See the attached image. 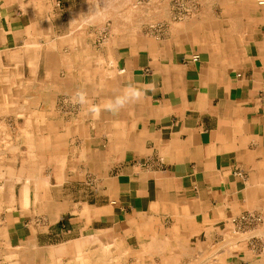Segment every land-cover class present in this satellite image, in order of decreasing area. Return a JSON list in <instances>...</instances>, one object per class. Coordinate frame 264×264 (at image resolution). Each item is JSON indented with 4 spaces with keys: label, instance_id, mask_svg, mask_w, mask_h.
Masks as SVG:
<instances>
[{
    "label": "crops",
    "instance_id": "obj_1",
    "mask_svg": "<svg viewBox=\"0 0 264 264\" xmlns=\"http://www.w3.org/2000/svg\"><path fill=\"white\" fill-rule=\"evenodd\" d=\"M101 1L0 0L3 248L264 264V6Z\"/></svg>",
    "mask_w": 264,
    "mask_h": 264
},
{
    "label": "rangeland",
    "instance_id": "obj_2",
    "mask_svg": "<svg viewBox=\"0 0 264 264\" xmlns=\"http://www.w3.org/2000/svg\"><path fill=\"white\" fill-rule=\"evenodd\" d=\"M126 3L130 4V8L132 11L135 10V12L143 10L146 11L148 13V15L150 14H154L156 12V8H158V0H145L144 2H142V4L139 5H135L134 2L132 0H124ZM123 1V2H124ZM195 3H188L187 5L185 4V7H187L188 12L193 11L192 13L195 12V14L198 12L199 8V4L197 2V0H194ZM123 2L120 3V7L122 8V4H124ZM181 5V2H177L174 6L176 7V5ZM179 7H183L179 6ZM197 10V12H196ZM214 10L216 12H218V5H216V7L214 8ZM158 11V10H157ZM174 11H176L174 9ZM152 12V13H151ZM160 21V20H159ZM158 27V19H154V18H148L146 21V33L148 35V37H156L155 34L158 35L157 33V28ZM1 196V194H0ZM0 214H1V210H0ZM241 228L247 229L249 228L248 226H239ZM5 233L3 231V229L0 227V264H126L129 262V260H125V258H123L122 254H116L115 256L110 255V253L108 254L107 248L103 249V247L101 249H103V251L100 249V254H99V258L96 259H90V257H87L83 260L81 259H77L75 260L74 258H54L53 256V252L49 253V257H47V253H43L42 251H37V250H33V249H23L22 247H18V248H3L4 244H3V240L5 239ZM52 241H54L52 239ZM105 248V246H104ZM14 250V251H13ZM106 251V252H105ZM102 252V253H101ZM58 253V252H57ZM27 255H31L30 257L26 258ZM52 255V256H50ZM102 255V256H101ZM107 255V256H106ZM110 256V257H109ZM106 257V258H105ZM109 258V259H108ZM111 259V260H110ZM15 260V261H14ZM96 260V261H95ZM134 260H138L137 258H131L130 259V263L133 262ZM14 261V262H13ZM154 262H152V259L150 260H146V264H158V260H153ZM180 263L183 260H179Z\"/></svg>",
    "mask_w": 264,
    "mask_h": 264
},
{
    "label": "built area",
    "instance_id": "obj_3",
    "mask_svg": "<svg viewBox=\"0 0 264 264\" xmlns=\"http://www.w3.org/2000/svg\"><path fill=\"white\" fill-rule=\"evenodd\" d=\"M134 2L135 5H139V4H142V2H144L145 0H132ZM255 3L257 6H264V0H255ZM190 61L191 62H198L200 61L201 57L198 53H194L190 56ZM237 77L240 76L239 73L236 74ZM114 203V202H112ZM240 221L243 222V224L245 226H249V225H252L256 222H262L264 220L263 217L259 216V215H254V214H243L239 217Z\"/></svg>",
    "mask_w": 264,
    "mask_h": 264
},
{
    "label": "bare ground",
    "instance_id": "obj_4",
    "mask_svg": "<svg viewBox=\"0 0 264 264\" xmlns=\"http://www.w3.org/2000/svg\"><path fill=\"white\" fill-rule=\"evenodd\" d=\"M102 1H103V0H102ZM102 1H101V2H102ZM123 1H124V0H123ZM103 2H104V1H103ZM103 2H102V3H103ZM124 2H125V1H124ZM124 2H123V3H124ZM125 3H126V2H125ZM104 4H107V3H104ZM110 5H111V4H110ZM117 5H118V4H117ZM117 5H116V7H117ZM108 7H109V6H108ZM114 7H115V6H114ZM114 7H113V8H114ZM92 8H93V7H92ZM92 8H91V9H92ZM102 8L104 9L103 6H102ZM105 8H106V7H105ZM110 8H112V7L110 6ZM103 9H102V10H103ZM96 12H97V10H96ZM98 13H99V12H98ZM101 15H102V14H101ZM3 16H4V15H3ZM99 16H100V14H99ZM102 16H104V15H102ZM95 17H96V16H95ZM99 18H100V17H99ZM102 46H103V45H102ZM109 48H110V47H109ZM109 56H110V55H109ZM36 58H37V57H36ZM110 61H111V60H110ZM113 62H114V61H113ZM24 67H25V66H24ZM53 67H54V66H53ZM16 179L18 180V178H16ZM13 197H14V196H13ZM14 199H15V198H14ZM14 199H13V200H14ZM81 211H82V210H81ZM69 212H70V211H69ZM224 237H225V236H224ZM151 240H152V238H151ZM153 240H154V239H153ZM149 242H150V241H149ZM149 245H150V244H149ZM106 246H107V245H106ZM106 246H105V248L103 247V249H106V248H107ZM153 246H154V245H153ZM14 247H15V245H14ZM83 248H84V247H83ZM101 248H102V246H101ZM148 248H149V247H148ZM103 249H101V250L103 251ZM141 249H142V248H141ZM152 249H153V248H152ZM142 250H143V249H142ZM13 251H14V250H13ZM146 251H147V249H146ZM103 252H104V251H103ZM105 252H106V251H105ZM123 252H124V251H123ZM123 252H122V253H123ZM144 252H145V251H144ZM48 253H49V252H48ZM86 253H87V252H86ZM101 253H102V252H101ZM181 253H182V252H181ZM226 253H227V252H226ZM178 255H179V254H178ZM50 256H52V255H50ZM94 256H95V255H94ZM101 256H102V255H101ZM106 256H107V255H106ZM95 257H96V256H95ZM95 257H94V258H95ZM99 257H100V256H99V253H98V257H97V258L100 260ZM109 257H110V256H109ZM105 258H106V257H105ZM108 259H109V258H108ZM93 260H94V259H93ZM96 260H97V259H96ZM96 260H95V261H96ZM110 260H111V259H110ZM14 261H15V260H14ZM14 261H13V262H14ZM6 264H7V263H6ZM9 264H10V263H9ZM136 264H137V263H136ZM181 264H182V263H181Z\"/></svg>",
    "mask_w": 264,
    "mask_h": 264
},
{
    "label": "clouds",
    "instance_id": "obj_5",
    "mask_svg": "<svg viewBox=\"0 0 264 264\" xmlns=\"http://www.w3.org/2000/svg\"><path fill=\"white\" fill-rule=\"evenodd\" d=\"M130 98H136V99H138V96L135 93H133Z\"/></svg>",
    "mask_w": 264,
    "mask_h": 264
}]
</instances>
